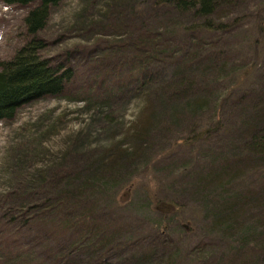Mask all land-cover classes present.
<instances>
[{"label":"trees","instance_id":"1","mask_svg":"<svg viewBox=\"0 0 264 264\" xmlns=\"http://www.w3.org/2000/svg\"><path fill=\"white\" fill-rule=\"evenodd\" d=\"M62 1L0 0L25 10L17 34L19 45L9 57L0 59V122L12 119L29 102L79 97L80 107L89 109L91 120L97 121L101 134L107 133V140L102 137L91 146L90 132H83L42 167H25L23 159L19 161L9 175L12 184L0 191V264H166L163 250L168 246L134 242L129 233L96 220L86 202L92 193L111 188L130 161L146 153L148 144L182 116L198 114L209 104L216 112L224 97L208 99L216 79L217 51L201 50L202 44L192 37L188 49H177L169 38L171 20L157 23V11L162 10L159 14L164 17L170 9L179 21L185 19L183 31H227L237 21L222 20L217 13L234 7L238 0H76L68 31L87 34L84 40L93 41L95 47L100 36L106 37V44L97 48V57L88 60L99 72L78 92L71 89L72 65L50 52L49 23ZM130 13L137 19L129 17ZM259 13L255 12L256 32L262 36L264 17ZM135 20L136 28L131 25ZM120 27L123 30L115 33ZM180 52L182 56L169 69L166 62ZM252 67L243 70V77ZM132 100L137 102V112L125 123L123 111ZM119 107L123 109L116 113ZM252 110L237 128L242 132L240 139L244 138L240 150L215 153L208 174L195 172L193 188L206 187L211 172L218 171L221 163L227 168L238 166L246 156L264 157V102H257ZM219 126L216 120L213 127H191L190 135L174 140L171 146L177 141L195 146ZM121 140L129 145H120ZM204 203L208 215L217 220L215 225H227L232 204L220 199L210 203L207 198ZM175 208L157 211L158 235L169 220H176L183 206ZM260 237L264 246V228Z\"/></svg>","mask_w":264,"mask_h":264},{"label":"rangeland","instance_id":"2","mask_svg":"<svg viewBox=\"0 0 264 264\" xmlns=\"http://www.w3.org/2000/svg\"><path fill=\"white\" fill-rule=\"evenodd\" d=\"M75 2L62 1L50 20L48 39L51 54L72 65L75 72L71 89L78 92L85 89L88 78L99 72L88 60L97 57V48L106 44V37L100 36L99 45L95 47L91 45L93 41L84 40L87 34L75 35L74 31H68ZM263 7L264 0H238L229 10L219 11L217 15L222 20L237 21L227 31H183L181 25L186 20L179 21L170 9L164 17L159 14L162 10L155 16L156 22L163 25L171 20L169 38L177 49H188L192 37L202 44L201 50L217 51L216 79L208 99L224 97L220 98L216 112L209 104L200 113L184 115L173 123L168 131L148 144L146 153L130 161L111 188L92 193L86 206H91L96 220L106 221L122 234L129 233L134 242L168 246L163 250L166 264H264L260 237L264 228V157L246 156L238 166L227 168H224L227 164L221 163L218 171L211 172L206 187L199 191L192 185L195 172L198 175L210 172V159L215 153L240 150V141L244 138L240 139L242 132L237 128L252 114L257 102H264V34H257L255 16L259 11L264 17ZM24 11L21 6L0 3V59L9 57L19 45L17 34ZM131 22L136 28L138 22ZM122 30L120 27L114 32ZM180 56L182 52L170 57L167 67L169 65L170 69ZM251 66L252 71L243 77V70ZM74 98L29 102L19 107L12 119L0 122V191L12 184L9 175L14 173L21 159L25 167L30 164L42 167L57 158L66 142L83 132H90L87 140H91V146L97 139L104 138L106 143L107 133L98 131L97 121L91 120L89 109L81 108L79 97ZM136 104L132 100L124 109L125 123L136 115ZM122 109L119 107L116 113ZM216 120L221 126L212 135L200 139L197 145L178 143L179 138L191 134L189 128L213 127ZM120 131L114 133L115 140ZM176 139L177 143L171 146ZM122 143V146L129 145ZM205 198L210 203L220 199L232 204L227 225L213 223L216 219L208 215ZM179 205L183 208L176 220H169L165 231L158 235L156 225L160 216L157 211H171Z\"/></svg>","mask_w":264,"mask_h":264}]
</instances>
